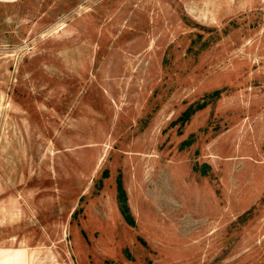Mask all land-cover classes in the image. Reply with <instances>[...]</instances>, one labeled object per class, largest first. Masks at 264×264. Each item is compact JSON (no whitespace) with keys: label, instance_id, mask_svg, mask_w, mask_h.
<instances>
[{"label":"rangeland","instance_id":"374dc122","mask_svg":"<svg viewBox=\"0 0 264 264\" xmlns=\"http://www.w3.org/2000/svg\"><path fill=\"white\" fill-rule=\"evenodd\" d=\"M28 1L0 24L23 264H264V0Z\"/></svg>","mask_w":264,"mask_h":264},{"label":"crops","instance_id":"0c3cea01","mask_svg":"<svg viewBox=\"0 0 264 264\" xmlns=\"http://www.w3.org/2000/svg\"><path fill=\"white\" fill-rule=\"evenodd\" d=\"M63 0H40L45 5L48 2L62 3ZM29 3L28 0H0V24L7 19L15 18V14L22 5ZM16 237L4 236L0 237V264H23L21 256H23V250L13 251L11 245L14 244ZM32 256V254H31ZM31 256L29 257L31 260ZM21 259V260H20Z\"/></svg>","mask_w":264,"mask_h":264},{"label":"trees","instance_id":"16d2710c","mask_svg":"<svg viewBox=\"0 0 264 264\" xmlns=\"http://www.w3.org/2000/svg\"><path fill=\"white\" fill-rule=\"evenodd\" d=\"M118 200H119V205H120L121 212H125V210L127 209L126 199H125L124 193H123V191L121 189H119Z\"/></svg>","mask_w":264,"mask_h":264}]
</instances>
